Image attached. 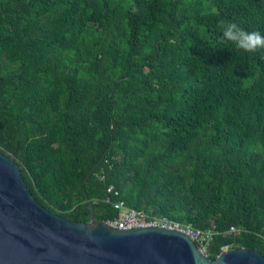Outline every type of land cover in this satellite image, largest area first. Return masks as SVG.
I'll use <instances>...</instances> for the list:
<instances>
[{"label": "trees", "instance_id": "1", "mask_svg": "<svg viewBox=\"0 0 264 264\" xmlns=\"http://www.w3.org/2000/svg\"><path fill=\"white\" fill-rule=\"evenodd\" d=\"M221 21L264 34V0H0V151L33 197L212 222L209 259L264 256V50L220 44Z\"/></svg>", "mask_w": 264, "mask_h": 264}, {"label": "water", "instance_id": "2", "mask_svg": "<svg viewBox=\"0 0 264 264\" xmlns=\"http://www.w3.org/2000/svg\"><path fill=\"white\" fill-rule=\"evenodd\" d=\"M87 203L88 221L49 210L33 197L15 159L0 151V264H264L251 248L226 247L211 260L176 230L110 227Z\"/></svg>", "mask_w": 264, "mask_h": 264}, {"label": "built area", "instance_id": "3", "mask_svg": "<svg viewBox=\"0 0 264 264\" xmlns=\"http://www.w3.org/2000/svg\"><path fill=\"white\" fill-rule=\"evenodd\" d=\"M116 194V192H114ZM108 201V199L106 200ZM113 207L117 210V215L114 218L105 220V224L117 228L128 229L132 227L153 226L176 230L185 234L195 245L196 249L207 257V249L212 236L217 233L212 222L206 228H194L190 224H184L176 220L168 219L164 216L151 215L142 209H134L124 205L122 201H113ZM243 229L231 226L223 231L225 235H237ZM227 246H221L220 250Z\"/></svg>", "mask_w": 264, "mask_h": 264}, {"label": "clouds", "instance_id": "4", "mask_svg": "<svg viewBox=\"0 0 264 264\" xmlns=\"http://www.w3.org/2000/svg\"><path fill=\"white\" fill-rule=\"evenodd\" d=\"M137 11L138 9L133 6L132 12ZM219 27L221 29L220 44H231L245 53H257L264 50V34L260 31H248L233 21H221Z\"/></svg>", "mask_w": 264, "mask_h": 264}, {"label": "rangeland", "instance_id": "5", "mask_svg": "<svg viewBox=\"0 0 264 264\" xmlns=\"http://www.w3.org/2000/svg\"><path fill=\"white\" fill-rule=\"evenodd\" d=\"M229 248V247H228Z\"/></svg>", "mask_w": 264, "mask_h": 264}]
</instances>
